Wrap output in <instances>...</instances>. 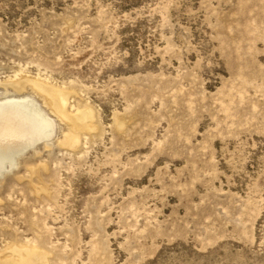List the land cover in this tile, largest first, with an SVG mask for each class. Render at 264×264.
Instances as JSON below:
<instances>
[{"label":"rangeland","instance_id":"1","mask_svg":"<svg viewBox=\"0 0 264 264\" xmlns=\"http://www.w3.org/2000/svg\"><path fill=\"white\" fill-rule=\"evenodd\" d=\"M27 79L94 129L0 176V264H264V0H0V95Z\"/></svg>","mask_w":264,"mask_h":264},{"label":"bare ground","instance_id":"2","mask_svg":"<svg viewBox=\"0 0 264 264\" xmlns=\"http://www.w3.org/2000/svg\"><path fill=\"white\" fill-rule=\"evenodd\" d=\"M32 87L37 95L48 101L50 109L40 104L33 96L12 97ZM4 93L0 95V176L12 170L18 160L39 145L51 147L57 126L54 116L71 124L75 133L68 136L64 146L79 144L81 131L94 129L92 111L83 109L73 115L68 111L69 93L45 82L27 79L17 83L3 84ZM13 258L6 264H48L47 254L37 249H18L12 251Z\"/></svg>","mask_w":264,"mask_h":264}]
</instances>
